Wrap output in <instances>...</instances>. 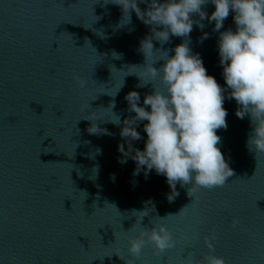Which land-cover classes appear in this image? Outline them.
<instances>
[{"label": "water", "instance_id": "water-1", "mask_svg": "<svg viewBox=\"0 0 264 264\" xmlns=\"http://www.w3.org/2000/svg\"><path fill=\"white\" fill-rule=\"evenodd\" d=\"M214 8L204 6L209 15ZM121 18L110 0H0V264H126L140 220L149 228L165 223L175 247L158 255L146 244L136 264H181L188 255L198 264L210 251L206 235L215 236V254L226 264H264V153L247 147L250 119L238 118L239 105L228 98L214 22L202 21L203 30L194 24L189 47L225 88L227 128L217 135L235 174L194 197L187 194L191 185L178 182L170 202L165 176L155 170L134 176V160L119 162V146L128 151V143L110 120L135 115L127 111L130 90L141 106L153 91L151 82L137 87L139 78L130 74L145 62L140 41L151 26L134 11L130 23ZM228 28L235 30L231 12L221 31ZM183 40L153 44L172 55ZM74 75L86 80L84 87ZM146 122L136 127L142 138L132 141L134 149L145 146ZM93 123L114 135L90 133ZM186 205L179 215L158 217Z\"/></svg>", "mask_w": 264, "mask_h": 264}, {"label": "clouds", "instance_id": "clouds-1", "mask_svg": "<svg viewBox=\"0 0 264 264\" xmlns=\"http://www.w3.org/2000/svg\"><path fill=\"white\" fill-rule=\"evenodd\" d=\"M110 2L121 8V21L126 19L125 24L131 22V14L134 11L137 18L145 25L151 26L150 34L140 41V51L145 57V62L140 66H132L139 68L140 71L130 74H135L139 78L137 87H143L151 82L153 91L145 95L141 106L140 94L134 89L130 90L125 95L128 102L127 111L135 115H130L121 122L120 116L113 112L116 119L110 120L120 126V136L128 143V151L124 150L123 144L119 146L122 153L119 162L126 163L129 157L134 160L136 163L134 176L139 175L141 170L145 178L152 170L158 175L165 176L171 188V192L167 194L170 202L179 194L176 190L178 182L182 187L191 185L187 189L190 197H194L193 194L200 188L222 187L229 177L235 174L220 150L221 138L217 135L218 129L227 128V110L223 107L225 88L214 76L207 73L199 54L191 51L190 33L194 24L203 30L205 24L202 21L214 22L213 30L219 33L217 44L219 62L223 67L222 75L227 89L230 90L228 98L234 99L239 105L236 110L238 118L248 116L250 119L252 130L247 147L256 156L262 154L264 0H110ZM209 2L215 5L210 15L204 10V6ZM139 3H144L147 7L142 10ZM230 12L233 14L235 30L228 28L221 31ZM197 14L199 19L193 20V16ZM171 36L184 38L182 43L175 46L174 54L169 55L168 50L154 47L153 40L163 45L169 42ZM207 38L208 33H203L199 39L203 42ZM156 52L163 53L159 60H163L164 63L159 68L154 66L159 60H151ZM73 78L81 87L85 86L86 80L83 77L74 75ZM157 79L162 87L155 83ZM112 107L114 103L110 106ZM142 121H147L144 124L147 139L142 150L134 149L132 141L142 138L140 132L136 130ZM88 131L92 134L114 135L94 123ZM112 179H115L114 175ZM152 207L154 208V205ZM186 207L187 205L177 214L158 217L160 220H166L168 216L181 214ZM238 223L239 219L233 217L232 225ZM136 226L137 221L129 231ZM214 239V235L204 237L210 251L198 264H226L222 256L215 254L212 242ZM146 244H151L159 255L174 248L175 239L165 223L154 224L149 228L140 220L137 234L129 237L130 256L126 259V264H136ZM181 264L196 262L188 255L186 258L182 257Z\"/></svg>", "mask_w": 264, "mask_h": 264}]
</instances>
